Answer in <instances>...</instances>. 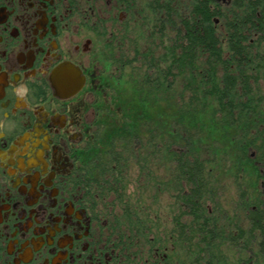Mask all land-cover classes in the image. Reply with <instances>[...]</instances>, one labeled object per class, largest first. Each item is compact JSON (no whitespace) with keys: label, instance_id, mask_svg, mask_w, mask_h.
Segmentation results:
<instances>
[{"label":"flooded vegetation","instance_id":"obj_1","mask_svg":"<svg viewBox=\"0 0 264 264\" xmlns=\"http://www.w3.org/2000/svg\"><path fill=\"white\" fill-rule=\"evenodd\" d=\"M239 3L0 0V264H207L189 229L205 206L229 227L218 262L264 264L261 138L245 148L242 121H224L220 140L209 116L187 129L177 109L206 72L188 36L225 48ZM187 143L203 182L178 170Z\"/></svg>","mask_w":264,"mask_h":264},{"label":"trees","instance_id":"obj_2","mask_svg":"<svg viewBox=\"0 0 264 264\" xmlns=\"http://www.w3.org/2000/svg\"><path fill=\"white\" fill-rule=\"evenodd\" d=\"M263 1L240 0L237 8L233 10L231 20L226 23V32L219 35L220 40L224 36V41L228 42L225 48L217 46L219 40L213 32L204 33L202 36H188L190 44H203L204 49L199 50V53L204 54L202 57L206 60V72L201 73L205 75H202L198 81L192 79V82L186 85L187 88L192 89V98L178 100L177 109L181 111L178 119L187 129L202 128L204 122H207L204 117L209 116L212 131L221 140V124L224 121H230L232 124L242 121L245 130V148L254 145L258 138H261L264 147V130L259 131L257 124H264V13L262 17L257 16V9ZM249 39L253 40L252 43H249ZM186 54L190 61L199 57L194 51ZM181 56L174 60H183ZM254 119L258 120L255 124ZM252 130L255 133H252ZM220 144L215 146L221 147L222 143ZM185 146L188 151L180 156L177 155L178 170L185 177L189 176L192 180L196 178L203 182L205 179L201 173L205 169L202 168L203 162L195 156V152L191 153L194 149L192 145L191 148L188 143ZM247 163L248 166H253L248 158ZM201 212L204 221L189 224L190 236L197 234L202 236L201 241L205 242L208 250L207 264H225L218 262V252L221 251L219 244L229 241V238L220 241L215 239V236L228 234V223L224 227L221 222L218 229L212 217L206 215V206ZM252 215L259 216L255 212ZM253 226L254 231L264 230L261 217L253 219ZM196 245L198 246V243ZM256 245L262 247L264 241ZM201 259L198 252L194 262L202 264Z\"/></svg>","mask_w":264,"mask_h":264},{"label":"rangeland","instance_id":"obj_3","mask_svg":"<svg viewBox=\"0 0 264 264\" xmlns=\"http://www.w3.org/2000/svg\"><path fill=\"white\" fill-rule=\"evenodd\" d=\"M156 107H157V108H156ZM156 107L153 106L152 110L154 109V110L157 111V109H160V110L163 109V106H161V107L156 106ZM222 172H223V170L221 169V170H220V173H221L222 177H223L224 179L227 180V177H228V176H227V177H224ZM231 185H232L231 183H228V182H227V190H226V193H225V194H226V195H225V196H226V200H227V198H229V196L231 195V194H230V193L232 192V186H231ZM222 201H223V200H222Z\"/></svg>","mask_w":264,"mask_h":264}]
</instances>
